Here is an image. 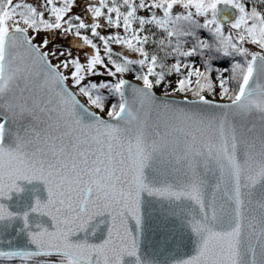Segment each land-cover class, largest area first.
Listing matches in <instances>:
<instances>
[{
    "label": "snow or ice",
    "instance_id": "obj_1",
    "mask_svg": "<svg viewBox=\"0 0 264 264\" xmlns=\"http://www.w3.org/2000/svg\"><path fill=\"white\" fill-rule=\"evenodd\" d=\"M0 264H264V0H0Z\"/></svg>",
    "mask_w": 264,
    "mask_h": 264
},
{
    "label": "water",
    "instance_id": "obj_2",
    "mask_svg": "<svg viewBox=\"0 0 264 264\" xmlns=\"http://www.w3.org/2000/svg\"><path fill=\"white\" fill-rule=\"evenodd\" d=\"M158 94H159V92H158ZM41 195H43V193H41ZM13 203H15V200L13 201ZM185 253H187V254H192V252H191V246H189L188 248H186V249H184L183 250Z\"/></svg>",
    "mask_w": 264,
    "mask_h": 264
}]
</instances>
